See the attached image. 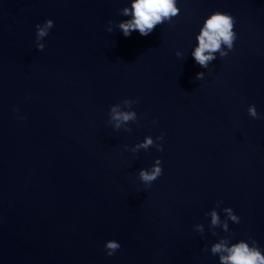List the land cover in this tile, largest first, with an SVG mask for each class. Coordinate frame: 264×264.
Masks as SVG:
<instances>
[{
    "label": "water",
    "instance_id": "1",
    "mask_svg": "<svg viewBox=\"0 0 264 264\" xmlns=\"http://www.w3.org/2000/svg\"><path fill=\"white\" fill-rule=\"evenodd\" d=\"M131 3L0 0V264H220L212 246L240 240L264 255V0H177L125 37ZM216 11L236 38L205 69L192 52ZM117 103L137 119L117 128Z\"/></svg>",
    "mask_w": 264,
    "mask_h": 264
},
{
    "label": "clouds",
    "instance_id": "2",
    "mask_svg": "<svg viewBox=\"0 0 264 264\" xmlns=\"http://www.w3.org/2000/svg\"><path fill=\"white\" fill-rule=\"evenodd\" d=\"M177 0H132L131 3V19L122 21L118 27L125 37L129 36L131 32L138 31L141 36L149 35L158 24L164 21H171L173 17L177 16L180 9L176 6ZM124 15H129V8L123 9ZM234 19L231 15L219 11L210 14L204 21L203 27L200 29L196 37L197 47L192 52V57L195 62L201 67L207 69L211 61L216 59L215 53H219L220 57L226 56L228 53L224 50H231L236 34L233 31ZM53 27L52 20H45L42 25H36V48L42 50L45 45L39 41L48 35L49 29ZM108 31H111L109 28ZM203 72L196 73V79H202ZM135 101L128 99L123 100L125 106L131 107ZM248 114L253 118H258V113L254 105L248 106ZM111 119L117 121L116 127L120 126L121 122L135 121L137 119L136 113L133 111H121L120 105L114 104L110 106ZM161 140L162 137H157ZM151 137H145L142 144L137 145V148L147 149L153 145ZM158 151H162L161 145H156ZM161 161L156 159L150 171L141 169L139 172V179L145 184L150 185L161 174ZM222 203L217 202V206ZM233 222L238 223L239 218L233 214L231 208L224 209ZM212 223H218V215L215 211L211 213ZM252 247L244 240L226 247L225 244H215L212 246V252H225L226 255L220 256V264H264V255L256 246L255 241L252 242ZM120 244L115 240H108L105 242L104 248L106 255L111 256L118 250Z\"/></svg>",
    "mask_w": 264,
    "mask_h": 264
}]
</instances>
